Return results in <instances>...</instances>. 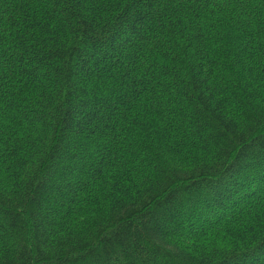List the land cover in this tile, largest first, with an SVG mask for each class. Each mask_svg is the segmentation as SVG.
Returning a JSON list of instances; mask_svg holds the SVG:
<instances>
[{"label": "trees", "instance_id": "1", "mask_svg": "<svg viewBox=\"0 0 264 264\" xmlns=\"http://www.w3.org/2000/svg\"><path fill=\"white\" fill-rule=\"evenodd\" d=\"M0 264H264V0H0Z\"/></svg>", "mask_w": 264, "mask_h": 264}]
</instances>
